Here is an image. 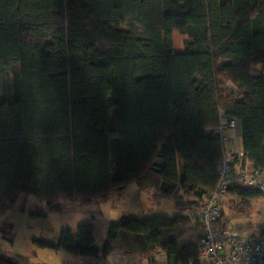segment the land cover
Here are the masks:
<instances>
[{"label": "trees", "instance_id": "16d2710c", "mask_svg": "<svg viewBox=\"0 0 264 264\" xmlns=\"http://www.w3.org/2000/svg\"><path fill=\"white\" fill-rule=\"evenodd\" d=\"M259 64L264 0H0V73L11 75L0 100V215L20 195L52 212L62 198L86 204L130 183L173 202L174 217L122 215L101 248L91 221L38 242L95 261L120 230L198 223L192 211L217 182L222 115L238 121L251 167L264 169ZM227 194L238 211L264 195L239 185ZM158 248L198 264V244ZM0 264L30 263L0 248Z\"/></svg>", "mask_w": 264, "mask_h": 264}, {"label": "rangeland", "instance_id": "374dc122", "mask_svg": "<svg viewBox=\"0 0 264 264\" xmlns=\"http://www.w3.org/2000/svg\"><path fill=\"white\" fill-rule=\"evenodd\" d=\"M183 40L184 37L175 31L174 48L182 50ZM254 68L264 71V65L259 64ZM10 84L11 75L0 73V100L6 97V90ZM131 188L134 186L131 185ZM110 194L103 197L99 195L90 204H83L76 198H62L59 200L61 211L52 212L46 211L45 202H40L31 195H20L15 203L0 215V248L9 255L25 259L30 264H88L90 259L85 256L68 253L62 248L41 246L38 242L55 244L62 229L74 230L78 224L90 221H95L96 226L107 219L117 221L124 211L134 213L130 212V208H136L135 213L139 212L135 217L144 218L157 214L160 209L158 207H162L158 201L147 197L148 195L132 205L129 203V200L134 202L132 195L125 194L126 197L120 199L112 195L115 194L114 191ZM164 202H167L169 206L166 207L165 213L170 217L175 215L171 201L166 199ZM224 209L229 227L234 229L248 227L245 230L254 233H258L264 227V195L252 201L247 209L242 208L238 211L237 208L231 207L229 201L224 203ZM39 211H45L46 216L30 215V212ZM175 213H179L178 210H175Z\"/></svg>", "mask_w": 264, "mask_h": 264}, {"label": "built area", "instance_id": "2783aa9c", "mask_svg": "<svg viewBox=\"0 0 264 264\" xmlns=\"http://www.w3.org/2000/svg\"><path fill=\"white\" fill-rule=\"evenodd\" d=\"M238 127L235 118L220 120L215 131L220 134L222 145L228 128ZM217 182L204 197L203 203L192 211L198 221L201 234L198 238V264H264V234L238 230L221 223V203L227 196V189L239 185L264 193V179L259 171L248 165L242 151L223 147L217 163ZM180 264V263H177ZM188 264H193L190 260Z\"/></svg>", "mask_w": 264, "mask_h": 264}, {"label": "crops", "instance_id": "0c3cea01", "mask_svg": "<svg viewBox=\"0 0 264 264\" xmlns=\"http://www.w3.org/2000/svg\"><path fill=\"white\" fill-rule=\"evenodd\" d=\"M175 50L182 51L183 49L182 50L175 49ZM224 119L225 116L222 115L220 120H224ZM225 137L226 140L223 145L224 148L233 151L242 150L240 126L236 128H228L227 131L225 132ZM248 165H250L249 162ZM259 175L260 178L264 179V169L259 171ZM131 185H133L134 188H131ZM111 191H114L115 193L112 195H116L120 199H124V197H126L125 194L132 195L134 197V202H132V200H129V203H131L132 205H134L133 203L137 204L140 198L143 199L145 195H148L147 197H152L153 199L158 201V203L162 206V207H158L160 208L158 209V213L160 214L157 213L156 215L169 216L167 215V213H165L168 204L167 202H164V200L168 198L160 195L154 190L139 191L135 184L130 183L129 185L125 186L121 191L118 190H111ZM111 191L102 194L101 197L111 195L110 194ZM96 198L97 197H93L90 203H92ZM230 200L234 201L235 199L232 195L227 194V196L223 199L221 203L222 212L224 214L226 211L224 209V203L226 201L230 202ZM171 205H172L171 206L172 211H174L175 214L172 215V217H174L178 213H175L176 208L174 207L172 201H171ZM130 210H131L130 212H134V213H127L128 211H124V213L120 214L119 218L122 215L137 216V214H139V212L135 213L137 210L136 208L135 209L130 208ZM94 222L95 221H93L94 240L97 246L101 248L103 246L110 224L116 221H114L113 219H107L104 222H101L98 226H96ZM186 227L187 229H183L182 226L176 224L171 227H162L159 230H153L145 234L120 230L116 238L112 241L110 250L103 257H101L96 261L91 259L90 261L88 260L89 261L88 264L90 263L92 264H176L175 255L169 254L166 251L158 248V245L160 242L168 241L172 238H175L178 248H181L186 244H191V243L197 244L198 238L201 234V228L199 223H197L195 220L192 219L189 225Z\"/></svg>", "mask_w": 264, "mask_h": 264}, {"label": "water", "instance_id": "95a60500", "mask_svg": "<svg viewBox=\"0 0 264 264\" xmlns=\"http://www.w3.org/2000/svg\"><path fill=\"white\" fill-rule=\"evenodd\" d=\"M169 184L166 182V181H162L161 183H160V190L162 191V192H167L168 190H169ZM90 264H92V263H90Z\"/></svg>", "mask_w": 264, "mask_h": 264}]
</instances>
